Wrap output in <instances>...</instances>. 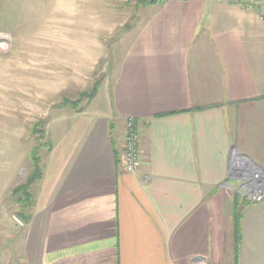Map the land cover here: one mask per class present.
I'll return each mask as SVG.
<instances>
[{
    "label": "crops",
    "instance_id": "0c3cea01",
    "mask_svg": "<svg viewBox=\"0 0 264 264\" xmlns=\"http://www.w3.org/2000/svg\"><path fill=\"white\" fill-rule=\"evenodd\" d=\"M86 3L0 0V32L13 46L0 54V102H38L40 79L60 74L57 64L70 70L73 43L92 46L81 30L73 39ZM151 9L104 80L108 111L92 107L97 91L87 110L61 107L49 125L16 264H234L235 242L236 264H264V201L235 197L240 161L264 175L261 11L230 0ZM2 119L0 209L21 181L15 149H32L23 123ZM128 119L139 135L133 173L122 159ZM15 221L0 211V237Z\"/></svg>",
    "mask_w": 264,
    "mask_h": 264
},
{
    "label": "rangeland",
    "instance_id": "374dc122",
    "mask_svg": "<svg viewBox=\"0 0 264 264\" xmlns=\"http://www.w3.org/2000/svg\"><path fill=\"white\" fill-rule=\"evenodd\" d=\"M83 1L73 0V4H79V2L82 3ZM127 1L87 0L84 5L87 9V15H73V39H79L76 36L81 30L82 38L85 35L86 37L88 36V42L89 44L93 43L92 46L90 45L87 48L83 46L74 47L77 43H73L70 70L62 72V69H58L60 65L57 64L56 68L60 71V74L57 73L55 78L51 80L40 79L38 102L36 101V96H33V99L29 94L17 96L18 104L21 107L14 110L11 109V106H8L9 103L1 100L2 111L0 110V115L3 118L2 120L22 122L30 147L33 148L40 145L34 154L39 158L41 166L48 148L46 136L48 127L54 122L53 120L56 116L64 113L58 110L63 105V101H78L80 93L89 91L98 83V94L93 101L92 107L97 108L98 112L104 114L108 111V99L104 96V80L111 74L114 64L122 56L134 31L145 22L149 13L152 12L151 8L136 9L133 0H131L132 2L130 1L128 6H124ZM257 5H261V3L254 1V4L249 8H254ZM260 11V15L264 20V8H261ZM128 27L129 30H132L131 33L127 31ZM97 42L98 45L96 46L94 43ZM12 49L13 46L9 52L0 54H8ZM87 107H89L87 101L82 100L75 107L76 110H67L68 108L65 107L67 109L64 114H73L77 110H87ZM6 109L10 110L5 111ZM37 121L40 123L39 130L41 129L42 134L36 132L35 135H31L29 129L32 125L37 124ZM26 128L28 129L26 130ZM40 136L39 141H34L35 138ZM14 155L15 163L18 165L13 167L15 177L19 181L21 178L20 183H22L29 173L31 152L21 154L20 149L17 148ZM3 208L8 210L10 216L14 215L16 208L12 205L9 195L2 202L0 211ZM16 249L17 242L14 239L11 241L0 239V264H16Z\"/></svg>",
    "mask_w": 264,
    "mask_h": 264
},
{
    "label": "trees",
    "instance_id": "16d2710c",
    "mask_svg": "<svg viewBox=\"0 0 264 264\" xmlns=\"http://www.w3.org/2000/svg\"><path fill=\"white\" fill-rule=\"evenodd\" d=\"M131 0H128L124 6H128ZM167 1L169 0H133L134 7L136 9L138 8H155V7H162ZM179 1H189V0H179ZM255 2H260L261 5H257L254 8L257 10H260L261 8H264V0H254ZM132 2V1H131ZM231 3H235L239 5L242 8H246L248 5V0H230ZM129 28V27H128ZM127 28V30H128ZM98 91V83H96L89 91H85L80 93L78 101L70 102V101H63V105L61 107H69L73 110H76V106L80 101H92L96 93ZM80 111V110H79ZM77 110V112H79ZM39 121H37V124L32 125L30 127L31 135H35L37 133H41V129L39 130ZM40 137H37L34 139V141H39ZM35 142V143H36ZM40 146V145H39ZM38 146V147H39ZM38 147H33L31 149V159H30V169L29 173L27 174L24 182L18 184L16 187H14L10 194L9 198L12 203V205L15 206L14 210V217L23 225H26L30 220V212L31 209L35 203V191L37 184L41 181L43 171L42 166L40 165L39 158L34 154L36 153ZM50 149V145H48L47 150ZM238 201H242V198L240 196H235ZM243 200V205H246L247 203ZM237 211V210H236ZM238 222H239V215L235 212L234 214V232H235V239L238 235ZM236 241V240H235ZM236 245L235 242V261L234 264H236Z\"/></svg>",
    "mask_w": 264,
    "mask_h": 264
},
{
    "label": "built area",
    "instance_id": "2783aa9c",
    "mask_svg": "<svg viewBox=\"0 0 264 264\" xmlns=\"http://www.w3.org/2000/svg\"><path fill=\"white\" fill-rule=\"evenodd\" d=\"M254 0H249L247 7H251ZM12 47V37L0 33V53H7ZM139 135L132 119L126 122V136L123 149V168L127 173H133L139 166ZM237 173L241 183L237 189L239 196L249 204L264 201V175L249 165L246 161H240L237 166ZM18 221V220H17ZM19 222V221H18ZM20 224V223H19ZM193 264H203L196 260Z\"/></svg>",
    "mask_w": 264,
    "mask_h": 264
},
{
    "label": "water",
    "instance_id": "95a60500",
    "mask_svg": "<svg viewBox=\"0 0 264 264\" xmlns=\"http://www.w3.org/2000/svg\"><path fill=\"white\" fill-rule=\"evenodd\" d=\"M233 150H234V148H233ZM19 229H20V224L17 221H15L13 223V225L11 226V228L9 229V231L7 233H5L4 235H2L0 237V239L9 240V241L13 240Z\"/></svg>",
    "mask_w": 264,
    "mask_h": 264
}]
</instances>
